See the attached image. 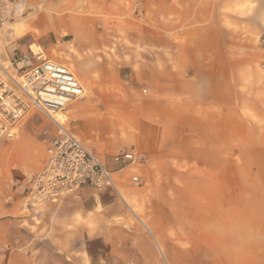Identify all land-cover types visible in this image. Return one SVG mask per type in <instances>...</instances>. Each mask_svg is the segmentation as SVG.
Listing matches in <instances>:
<instances>
[{"label":"crops","instance_id":"0c3cea01","mask_svg":"<svg viewBox=\"0 0 264 264\" xmlns=\"http://www.w3.org/2000/svg\"><path fill=\"white\" fill-rule=\"evenodd\" d=\"M154 2L151 28L130 21L131 0H44L24 22L30 42L18 59L63 64L84 88L66 105L65 127L109 169L122 150L146 158L113 175L118 192L84 185L26 207L22 196L47 154L34 165L40 151L27 140L2 144L0 165L14 166L1 176L18 185L0 184V264H264V124L251 117L243 127L232 80L241 70L228 65L224 40L176 39L202 26L183 27L167 17L173 6ZM250 101L253 110L258 100ZM130 205L153 207L150 233L109 232Z\"/></svg>","mask_w":264,"mask_h":264},{"label":"rangeland","instance_id":"374dc122","mask_svg":"<svg viewBox=\"0 0 264 264\" xmlns=\"http://www.w3.org/2000/svg\"><path fill=\"white\" fill-rule=\"evenodd\" d=\"M134 1L131 0V6ZM205 1H209V3L204 4ZM26 2L24 9L18 10L12 18L4 21V24L0 27V73L5 75L6 72L12 74L13 68L10 62L18 60L21 55L18 50L21 49L20 51L23 54L28 51L30 40L25 37L26 26L24 22L28 19H35L44 9V0H26ZM143 2L140 13L135 15L130 10L128 18L131 22L140 23L145 28H151L152 21L155 18V2L154 0H143ZM172 6L175 8L176 15L170 14L167 17L182 21L180 23L183 27H187L193 22L197 23V26H202V29L199 30H177L173 33V37L176 39L203 37L206 39V43L213 38L224 40L228 65L230 64L231 68L241 70L232 80L237 87V91L241 92L240 95L243 97V127H250V122H254L252 118L255 121L258 120L259 125L264 124V114H262L264 111V0H163L164 12L173 11ZM214 23L221 25V29H209L208 25L212 24L211 26H213ZM18 24L19 26H17ZM165 32H163L164 37L170 36V33ZM250 98L258 100V104H254L253 110H251ZM58 101L59 110L64 102ZM65 108L60 110L64 114L53 111V114L59 116L60 121L65 119L64 126L67 122ZM49 116L35 109L28 111L12 126V137L4 136L0 138V146L5 144V149H7L12 142L23 138L33 145L35 150L40 151L39 159L32 160V164L40 163V157L47 154L46 148L57 130L52 114ZM259 143H252L251 141L247 143L246 139L243 140L244 147L250 145L256 147ZM13 166L14 164L5 167L0 165V171L13 169ZM6 181L0 172V184L4 185V189L7 188V184H10L11 180ZM12 189H9V192ZM139 191L135 197L138 196ZM149 194H151V191L147 193V195ZM12 198L11 194L5 196L7 203ZM48 202L35 205L41 206ZM137 216L146 223L143 224L139 221ZM154 224L152 206L130 205L127 216L114 219L108 230L117 233H150ZM101 228L103 230V226ZM163 254L170 260L168 251H164ZM163 260L165 261V259Z\"/></svg>","mask_w":264,"mask_h":264},{"label":"built area","instance_id":"2783aa9c","mask_svg":"<svg viewBox=\"0 0 264 264\" xmlns=\"http://www.w3.org/2000/svg\"><path fill=\"white\" fill-rule=\"evenodd\" d=\"M26 4V0H0V27L18 10L24 9ZM142 4L143 0L132 3L133 14L140 13ZM39 59L35 64L26 57L10 62L14 81L9 91L3 81L5 74L0 73V91L3 93L6 90L4 97L0 95V113L4 114L0 118V138L12 137V124L28 111L35 109L51 115L52 110H57L58 100L64 102L59 109L63 110L67 104L85 95L83 86L68 67L43 57ZM143 92H149V89H143ZM54 122L57 132L46 149L45 164L34 173L21 199L26 207L71 195L84 185L92 186L97 191L111 189L118 192L113 175L145 161V155L139 151L122 150L112 155L116 168L109 169L63 123L55 119ZM130 182L141 185L136 174L130 177ZM17 185L18 181L12 179L7 188L12 189Z\"/></svg>","mask_w":264,"mask_h":264},{"label":"bare ground","instance_id":"6f19581e","mask_svg":"<svg viewBox=\"0 0 264 264\" xmlns=\"http://www.w3.org/2000/svg\"><path fill=\"white\" fill-rule=\"evenodd\" d=\"M22 24V23H21ZM10 26V25H9ZM17 26H19V24L17 25ZM14 28V27H13ZM16 28V27H15ZM18 28V27H17ZM20 28V27H19ZM22 28V27H21ZM9 30V29H8ZM12 30V29H11ZM15 30V29H14ZM21 30V29H20ZM15 31H17V30H15ZM14 32V31H13ZM14 34V33H13ZM18 34V33H17ZM4 75V74H3ZM3 81H4V83H5V85H7L8 86V91L9 90H11V83L14 81V76L11 74H6L5 75V78L3 79ZM4 92H6V90H3V93H2V91H0V95H2V97H4L5 96V94H4ZM59 102L57 101V106L59 105L58 104ZM52 111H55V112H59V113H62V114H64L62 111H60V110H58V108H57V110H52ZM51 116V115H50ZM49 116V117H50ZM65 116V115H64ZM4 117V114L3 113H0V118H3ZM52 117L55 119V121H57V122H59V123H63L64 122V120L63 121H60L61 119L60 118H58L59 116H57V114H53L52 113ZM66 118V117H65ZM54 119H53V121H54ZM15 123H13L12 125H14ZM12 127V126H11ZM0 128H1V125H0ZM13 132V131H12Z\"/></svg>","mask_w":264,"mask_h":264}]
</instances>
